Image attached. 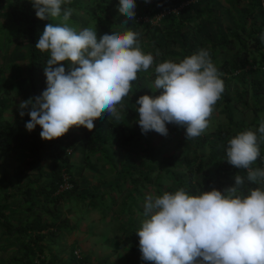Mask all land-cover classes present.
<instances>
[{
	"label": "trees",
	"instance_id": "16d2710c",
	"mask_svg": "<svg viewBox=\"0 0 264 264\" xmlns=\"http://www.w3.org/2000/svg\"><path fill=\"white\" fill-rule=\"evenodd\" d=\"M135 3L133 20L119 12V0H71L62 5L61 17L40 20L30 0H0V242L9 250L3 264H106L107 258L94 261L83 252L78 239L68 242L86 213L93 211L101 218L115 216L123 243L140 256L134 264H154L141 259L136 234L147 219L140 206L146 195L184 188L198 196L232 186L236 174L246 177V170L227 163L226 148L231 138L256 132L264 121V0ZM67 8L72 9L68 26L77 31L93 28L98 40L105 33H139L142 52L152 54L154 62L148 71L137 73L129 95L117 105L120 120L105 113L94 120L91 131L73 126L62 137L45 141L40 126L26 130L30 117H21L18 105L45 90L50 54L35 44L46 24H62ZM199 49L209 51L223 74L224 92L213 111L219 108L225 120L191 140H186L183 127L172 125L175 145L166 154V143L158 146L151 131L141 133L136 100L159 94L154 87L156 65L179 62ZM61 63L67 71L68 63ZM259 147L253 168H264V141ZM93 153L103 155L112 177L90 184L84 170L94 168L89 160ZM115 156L122 159L118 169ZM163 173L170 175V184H164ZM61 239L63 246L56 248Z\"/></svg>",
	"mask_w": 264,
	"mask_h": 264
},
{
	"label": "clouds",
	"instance_id": "9594fccd",
	"mask_svg": "<svg viewBox=\"0 0 264 264\" xmlns=\"http://www.w3.org/2000/svg\"><path fill=\"white\" fill-rule=\"evenodd\" d=\"M70 2L30 0L40 20L61 17L62 5ZM136 7L135 0H119L118 10L128 20L134 19ZM71 15V8L64 9L61 25H45L35 48L50 54L44 67L46 88L18 105L19 115L30 117L26 130L40 126L45 141L62 137L73 126L91 131L94 120L105 113L120 120L117 105L129 95L137 73L154 62L152 54L142 52L139 33H105L98 40L93 28L69 27ZM260 39L264 42V34ZM61 62L68 63L67 71ZM154 71L159 94L136 100L141 133L167 137L166 125L171 124L185 129L186 140L201 136L224 92L223 74L209 51L164 61ZM261 141L264 121L256 132L247 130L228 141L225 160L247 175L236 174L234 184L222 191L212 188L190 196L180 188L146 195L147 219L136 231L141 259L154 264H264V168L252 167ZM246 181L260 186L248 187Z\"/></svg>",
	"mask_w": 264,
	"mask_h": 264
},
{
	"label": "rangeland",
	"instance_id": "374dc122",
	"mask_svg": "<svg viewBox=\"0 0 264 264\" xmlns=\"http://www.w3.org/2000/svg\"><path fill=\"white\" fill-rule=\"evenodd\" d=\"M152 23L156 22V19L152 20ZM12 48V47H11ZM11 95L14 91L10 92ZM16 102H20L21 99L19 96L16 97ZM248 114V118L250 117L249 112H243ZM244 116V114H243ZM225 120L224 115L219 112V108L213 111L211 117L209 118L208 128L214 127L215 124L218 122H223ZM166 127L168 128V135L167 137L161 136L160 134L156 133L155 131H151L152 134V143L161 146L162 143H166L162 149L164 153L172 152V148L175 145V140L172 137H175V131L172 129L171 124H167ZM177 134V133H176ZM172 138V140L170 139ZM142 150L141 153L142 154ZM94 154V153H93ZM137 159L138 155H135ZM114 169H118L119 165L121 164V158L119 156H115L114 158ZM89 160L91 165L94 166L92 170L85 169L84 173L88 174L87 178L90 184L97 181L99 179H110L111 173L108 172L109 165L104 160L102 154H94ZM164 177V184L168 185L171 183L170 175L168 176L166 173H163ZM88 184V183H87ZM131 187V186H128ZM143 203L140 204L143 207ZM132 208H136V203L132 204ZM113 212L115 209L112 210ZM111 211V212H112ZM127 213H122L121 217L122 220L126 218ZM102 214L98 211H93L91 213H86L85 219L80 224L81 231L75 230L72 235L68 237V241H71L75 236L80 239L81 243V250L83 252H88L91 255V258L94 261H99L100 259L107 258L108 264H134L137 259L140 258L138 253H135L130 250L129 246L125 245L122 241V233L119 229L116 228L118 222L114 217L107 216L105 218H101ZM5 241V240H2ZM63 241L60 243L62 244ZM3 246L0 242V254L3 252ZM58 248V246H56ZM11 249V248H10ZM6 255H9L8 251H4ZM135 253V254H134ZM106 263V264H107ZM137 264H141V262H137ZM143 264V263H142ZM147 264V263H146ZM150 264V263H148Z\"/></svg>",
	"mask_w": 264,
	"mask_h": 264
},
{
	"label": "crops",
	"instance_id": "0c3cea01",
	"mask_svg": "<svg viewBox=\"0 0 264 264\" xmlns=\"http://www.w3.org/2000/svg\"><path fill=\"white\" fill-rule=\"evenodd\" d=\"M77 230H78V231H81L80 228L77 229ZM73 237L76 238V239H78V238L75 237V236H73ZM74 238H73V239H74ZM62 241H63L62 239L58 241V243H57V245H56V246H58V248H61V246H63L64 243L60 244ZM78 241L80 242V239H79ZM63 242H64V241H63ZM68 242H71V241H68ZM1 243H3V242H1ZM4 251H9V250H3L2 254H0V264H1V263L3 264V263L5 262V260L7 259V257H8Z\"/></svg>",
	"mask_w": 264,
	"mask_h": 264
},
{
	"label": "built area",
	"instance_id": "2783aa9c",
	"mask_svg": "<svg viewBox=\"0 0 264 264\" xmlns=\"http://www.w3.org/2000/svg\"><path fill=\"white\" fill-rule=\"evenodd\" d=\"M161 15V14H160ZM154 19H156V17L155 18H153L152 20H154ZM67 185V184H66Z\"/></svg>",
	"mask_w": 264,
	"mask_h": 264
}]
</instances>
